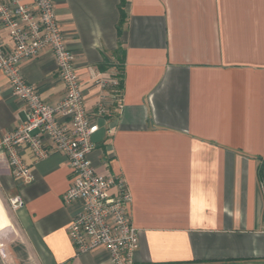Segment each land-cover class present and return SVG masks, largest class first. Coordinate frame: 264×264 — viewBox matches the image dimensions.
I'll list each match as a JSON object with an SVG mask.
<instances>
[{"label": "crops", "instance_id": "0c3cea01", "mask_svg": "<svg viewBox=\"0 0 264 264\" xmlns=\"http://www.w3.org/2000/svg\"><path fill=\"white\" fill-rule=\"evenodd\" d=\"M120 2L54 0L86 110L101 94L94 71L122 77V106L98 120L90 160L128 185L134 264H264V0H125L121 28ZM21 70L48 104L64 98L49 49ZM26 108L0 72V145ZM22 158L30 183L0 148V264H111L102 249L77 254L69 237L81 205L63 199L67 158L36 162L27 147ZM17 196L12 225L2 201Z\"/></svg>", "mask_w": 264, "mask_h": 264}, {"label": "built area", "instance_id": "2783aa9c", "mask_svg": "<svg viewBox=\"0 0 264 264\" xmlns=\"http://www.w3.org/2000/svg\"><path fill=\"white\" fill-rule=\"evenodd\" d=\"M5 29L10 43L0 35V72L7 78L13 95L26 104V121L2 138L0 148L8 157L12 175L25 183L33 180L22 150H31L36 162L52 152L63 154L72 169L73 182L63 196L65 203L78 202L80 212L68 226L77 254L105 250L111 264H134L140 247L139 230L130 215L132 195L125 180L102 175L93 167V136L99 119L108 120L122 106V77L94 71L101 86L93 112H88L82 81L75 66V55L67 45L56 15L54 0H0V30ZM49 49L66 94L56 105L44 101L35 86L24 77L21 65ZM52 148L47 149L46 143ZM115 189L116 193H112ZM14 210L23 205L11 199Z\"/></svg>", "mask_w": 264, "mask_h": 264}, {"label": "trees", "instance_id": "16d2710c", "mask_svg": "<svg viewBox=\"0 0 264 264\" xmlns=\"http://www.w3.org/2000/svg\"><path fill=\"white\" fill-rule=\"evenodd\" d=\"M124 5H125V0H121L120 5H119L120 17H121L120 28H121V25L123 24V20L125 18ZM258 176H259V180H260L261 184L264 187V158L261 159L259 169H258Z\"/></svg>", "mask_w": 264, "mask_h": 264}, {"label": "rangeland", "instance_id": "374dc122", "mask_svg": "<svg viewBox=\"0 0 264 264\" xmlns=\"http://www.w3.org/2000/svg\"><path fill=\"white\" fill-rule=\"evenodd\" d=\"M2 204H3V206H4V208H5V210H6V212H7V215H8V217L10 218V221H11V223H12V225H13V220H12V216H13V207H12V205H11V203H10V205L9 204H7V202L5 201V200H3L2 201ZM2 240H3V243L5 242H7L8 241V237H7V234L6 233H3V234H1V237H0ZM2 243V244H3ZM7 245V244H6Z\"/></svg>", "mask_w": 264, "mask_h": 264}]
</instances>
